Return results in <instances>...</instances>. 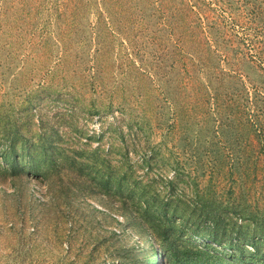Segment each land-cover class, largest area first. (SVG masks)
Listing matches in <instances>:
<instances>
[{
	"label": "rangeland",
	"instance_id": "374dc122",
	"mask_svg": "<svg viewBox=\"0 0 264 264\" xmlns=\"http://www.w3.org/2000/svg\"><path fill=\"white\" fill-rule=\"evenodd\" d=\"M0 264H264V0H0Z\"/></svg>",
	"mask_w": 264,
	"mask_h": 264
},
{
	"label": "trees",
	"instance_id": "16d2710c",
	"mask_svg": "<svg viewBox=\"0 0 264 264\" xmlns=\"http://www.w3.org/2000/svg\"><path fill=\"white\" fill-rule=\"evenodd\" d=\"M153 260V263H155L156 262V259H152Z\"/></svg>",
	"mask_w": 264,
	"mask_h": 264
}]
</instances>
